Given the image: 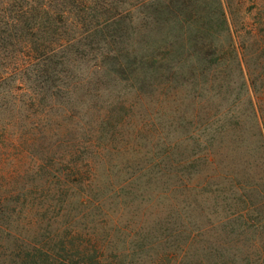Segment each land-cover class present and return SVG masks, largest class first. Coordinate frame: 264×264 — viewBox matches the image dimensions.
I'll return each mask as SVG.
<instances>
[{
  "label": "rangeland",
  "instance_id": "obj_1",
  "mask_svg": "<svg viewBox=\"0 0 264 264\" xmlns=\"http://www.w3.org/2000/svg\"><path fill=\"white\" fill-rule=\"evenodd\" d=\"M206 1L107 0L117 11L104 17L124 25L107 36L124 40L132 58L165 57L160 41H186L207 26ZM222 1L229 28L214 20L204 62L187 48L184 72L179 66L168 79L122 83L95 76L93 62L81 64L89 83L46 101L47 135L27 147L21 141L32 126L5 115L11 128L0 135V183L53 187L55 170L72 165L80 146L109 171L102 177L109 193L103 210H91L75 194L29 187L24 211L4 218L11 232L0 231V264L23 240L60 251L59 263L80 261L73 252L81 245L96 248L101 264H264V149L251 104L258 95L264 115V0ZM85 35L71 26L47 37ZM120 103L125 119L116 125L108 117L122 112ZM128 183L133 189L125 193Z\"/></svg>",
  "mask_w": 264,
  "mask_h": 264
},
{
  "label": "trees",
  "instance_id": "obj_2",
  "mask_svg": "<svg viewBox=\"0 0 264 264\" xmlns=\"http://www.w3.org/2000/svg\"><path fill=\"white\" fill-rule=\"evenodd\" d=\"M47 1L0 0V135H6L11 128L10 122H6V114L11 116L9 119L11 122L20 121L22 123L24 121L25 125L32 126L28 131L30 136L22 137L21 144L26 147L31 141H37V138L47 135L45 131L47 111L44 108L46 101L57 97L60 90L74 93L80 88L84 89L86 82L89 83L91 78L89 75L83 76L81 64L93 62L92 68L95 70L93 73L95 76L100 72L103 78H111L121 83L124 80L138 81L139 76H144L142 82L152 76L168 79V74L173 72L178 74L176 70L179 66V69L184 72L182 63L185 60L184 53L187 48L194 49L200 63L207 59L213 47L212 23L215 19L220 26L224 25L229 28L227 10L223 1L209 2L208 0L205 7L207 26L203 30H197L195 35L186 41L185 39L160 41L158 49L163 51L165 57L160 58L158 54L139 57L137 53H134L132 58L130 51L125 50L124 40L107 36L110 30L117 31L124 26L122 19L116 15L104 17L105 13L117 11L116 6H110L107 0H49L48 5ZM212 4L215 6L217 4L215 9H218L219 13L215 12ZM71 26H76L81 35H86L79 38L61 37V39L52 40L47 37L49 34H55L60 29H67ZM84 28L85 31H83ZM98 34L99 37H97ZM175 58L178 60L177 65L171 64ZM121 74L129 75L122 77ZM256 100L257 102L253 98L251 104L256 125L260 131L261 147L264 149V115L257 104L260 102L258 95H256ZM120 105L122 112L115 113L114 116L111 114L110 119L108 117V120H112L116 125H120L125 119L123 110L126 109V105L124 103ZM30 120L32 121L29 123ZM240 124V122L236 125L232 123V128ZM30 131L33 132V136ZM216 141L215 136L208 140L211 145H214ZM75 148V158L70 162L72 165L55 170V176L59 179L58 183H55L57 187H52V182L48 183V181L32 186L0 183L1 232H11L4 218L10 213L20 214L24 211L21 202L23 204L25 202L20 200L27 199L29 187L40 188L43 191L55 190V193H60L61 196L65 194L71 197L75 194L79 204L85 207L84 209H104V204L108 200L105 194L109 193V187L105 188L107 184L103 182L102 177H109V171L105 169L101 171L90 162L89 159L93 160L98 154L93 153L90 157H85L81 153L80 146ZM208 160L213 163L209 155L206 157V161ZM43 170L42 166L38 167L37 173ZM44 172L52 174V171L45 170ZM132 187L128 183L123 187V191L125 193L127 190L131 191ZM251 208L252 206L249 207ZM210 226L213 227V225ZM23 242L22 245L16 246L15 253L9 255L7 260L1 263L71 264L59 263L60 251L45 250L38 246H31L24 240ZM80 246H75L76 251L73 252V256L79 258L80 261L73 264H101L98 261L96 248H89V246L81 248ZM61 250L67 251L65 247Z\"/></svg>",
  "mask_w": 264,
  "mask_h": 264
}]
</instances>
